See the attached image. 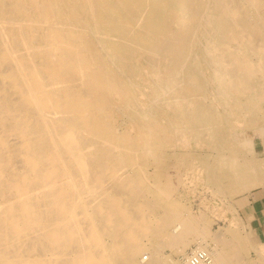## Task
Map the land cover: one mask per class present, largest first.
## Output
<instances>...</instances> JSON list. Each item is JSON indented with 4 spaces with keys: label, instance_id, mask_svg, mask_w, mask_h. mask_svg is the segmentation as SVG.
Instances as JSON below:
<instances>
[{
    "label": "bare ground",
    "instance_id": "bare-ground-1",
    "mask_svg": "<svg viewBox=\"0 0 264 264\" xmlns=\"http://www.w3.org/2000/svg\"><path fill=\"white\" fill-rule=\"evenodd\" d=\"M255 138L264 0H0V264H264L221 201L264 186Z\"/></svg>",
    "mask_w": 264,
    "mask_h": 264
},
{
    "label": "rangeland",
    "instance_id": "rangeland-1",
    "mask_svg": "<svg viewBox=\"0 0 264 264\" xmlns=\"http://www.w3.org/2000/svg\"><path fill=\"white\" fill-rule=\"evenodd\" d=\"M248 133L249 134H252L254 133V131L252 129H248ZM255 146L257 147L258 150H262L261 148V145L264 141H261L259 138H255ZM179 154L181 156H186V159H185V167L186 166H190L191 164V160L190 158H188V152H185V151H180ZM190 156H196L198 155V152L197 151H194V152H190ZM258 158H261V157H258ZM263 159H264V156H263ZM262 159V160H263ZM167 167H169V171L166 173V175H164V177L170 181L171 183V186H172V190H173V193L174 195L175 194H182V196L184 197L185 199V202L187 203V205L191 208L192 212H194V214H199L201 212H204L208 215H210V218H212L214 215V220L212 218V222H211V230L212 231H216L218 230V228H224L226 225H227V222L225 219L218 217L214 212H212L211 210V207H207L206 205L211 203V194L210 193H207V192H204L202 190V188L200 187H197V188H194L190 183H187V177L185 176V171L183 170L182 167H177V161L175 159H170L168 162H167ZM186 179V180H185ZM183 183V184H182ZM189 185H190V188H189ZM259 187V186H258ZM256 188V187H254ZM253 189V188H252ZM250 189V190H252ZM192 190V191H191ZM249 190V191H250ZM248 191V192H249ZM194 192V193H193ZM202 192V193H201ZM186 193V194H185ZM244 193H237V194H234L231 198H225V199H221V201L223 202V204L225 205H229L233 210L234 208L237 209V206L238 203L240 202L239 199L240 197H242ZM193 194V195H192ZM185 195V196H184ZM204 195V196H203ZM234 198V199H233ZM191 202V203H190ZM225 202V203H224ZM231 202H232V205H231ZM230 203V204H228ZM235 210V209H234ZM206 211V212H205ZM233 212V211H232ZM234 214H235V217L236 218H239V223L242 221L240 219V216H239V213H238V209L236 211H234ZM244 226V227H243ZM242 227V228H241ZM240 228H241V235L245 234L244 236L242 235L243 239H246V244L248 245V258H250L251 260L255 261V260H258L259 257H258V252H257V249L259 247V244H256L255 241H254V236L252 234V232L250 231L249 227H247L245 225L244 222H241L240 224ZM246 232V233H245ZM247 235V237H246ZM249 244H248V243ZM251 244V246H250ZM258 246V247H257ZM195 248H197L194 244H191L187 249L188 250H185V253L187 254V256H184V255H181V254H178L177 253H174L172 252L170 249L166 248L163 250V254L164 255H168L171 257V259L173 260H177L181 263H183L184 259H186V257H189L190 254L192 253V250L194 251ZM251 248V249H250ZM255 248V249H254ZM259 250V249H258ZM257 252V253H256ZM170 254V255H169ZM148 252H144L143 253V258H147L148 256ZM174 257H173V256ZM179 256L182 258H179ZM257 258V259H256ZM142 260V259H141ZM183 261V262H182Z\"/></svg>",
    "mask_w": 264,
    "mask_h": 264
},
{
    "label": "crops",
    "instance_id": "crops-1",
    "mask_svg": "<svg viewBox=\"0 0 264 264\" xmlns=\"http://www.w3.org/2000/svg\"><path fill=\"white\" fill-rule=\"evenodd\" d=\"M239 201L240 219L249 227L255 243L264 244V186L246 192Z\"/></svg>",
    "mask_w": 264,
    "mask_h": 264
},
{
    "label": "built area",
    "instance_id": "built-area-1",
    "mask_svg": "<svg viewBox=\"0 0 264 264\" xmlns=\"http://www.w3.org/2000/svg\"><path fill=\"white\" fill-rule=\"evenodd\" d=\"M196 251L192 252L188 257L190 264H209L208 258L202 252Z\"/></svg>",
    "mask_w": 264,
    "mask_h": 264
}]
</instances>
